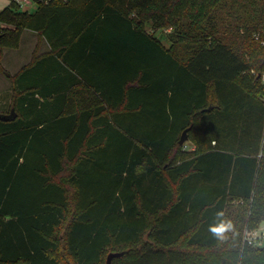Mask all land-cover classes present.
I'll return each mask as SVG.
<instances>
[{
	"label": "trees",
	"instance_id": "obj_1",
	"mask_svg": "<svg viewBox=\"0 0 264 264\" xmlns=\"http://www.w3.org/2000/svg\"><path fill=\"white\" fill-rule=\"evenodd\" d=\"M8 1L0 264H264V0Z\"/></svg>",
	"mask_w": 264,
	"mask_h": 264
},
{
	"label": "rangeland",
	"instance_id": "obj_2",
	"mask_svg": "<svg viewBox=\"0 0 264 264\" xmlns=\"http://www.w3.org/2000/svg\"><path fill=\"white\" fill-rule=\"evenodd\" d=\"M8 5L9 3L6 0H0V10H3V7L5 8ZM36 9V5H28L26 7H23L21 10L27 11L28 13H34ZM1 27H6L8 29L14 30L13 28L7 27L6 25H2ZM157 36L162 39L165 46L168 47L170 45L169 42L165 39L164 34H162L161 32H157ZM41 48L42 42L36 35L23 31L18 40V48H2L1 64H5V66H8L12 73H14L18 71L19 68H21L23 65L28 64L31 61L33 53L35 52L36 54H38ZM3 56L5 57V59H3ZM3 60H5L4 63H2ZM5 99H7L8 101L5 104H0V111H7V107L9 109L10 95L6 96ZM192 149H194L193 144H191L190 142H186V150L191 151Z\"/></svg>",
	"mask_w": 264,
	"mask_h": 264
},
{
	"label": "built area",
	"instance_id": "obj_3",
	"mask_svg": "<svg viewBox=\"0 0 264 264\" xmlns=\"http://www.w3.org/2000/svg\"><path fill=\"white\" fill-rule=\"evenodd\" d=\"M51 1L53 0H14L20 9L28 5L49 4ZM260 80L264 88V70L260 74ZM259 157L264 159V142ZM242 242L246 247L264 248V221L256 228H246L243 232Z\"/></svg>",
	"mask_w": 264,
	"mask_h": 264
},
{
	"label": "crops",
	"instance_id": "obj_4",
	"mask_svg": "<svg viewBox=\"0 0 264 264\" xmlns=\"http://www.w3.org/2000/svg\"><path fill=\"white\" fill-rule=\"evenodd\" d=\"M8 3H9V1L8 0H6ZM2 9V8H1ZM3 9H4V7H3ZM1 11V10H0ZM25 32H29V33H31V34H34L33 32H30V31H25ZM35 35V34H34ZM48 51V46L46 45V43L45 42H42V48L39 50V52H38V55H41V54H43V53H45V52H47ZM3 53H4V51H3ZM3 59H5V57L3 56ZM5 62V60H3L2 61V63H4ZM2 66H3V68L7 71V72H9L10 74H15L16 72H18L21 68H19V70L18 71H16V72H14V73H12V71L8 68V66H5V64H2ZM10 93H11V90H10V83H9V81L3 76V74L0 72V104H5L8 100L7 99H5V97L6 96H9L10 95Z\"/></svg>",
	"mask_w": 264,
	"mask_h": 264
},
{
	"label": "water",
	"instance_id": "obj_5",
	"mask_svg": "<svg viewBox=\"0 0 264 264\" xmlns=\"http://www.w3.org/2000/svg\"><path fill=\"white\" fill-rule=\"evenodd\" d=\"M0 40H1V35H0ZM259 78H260V76H259ZM187 140H188L187 131H185L183 133V135L181 136V139H180V142H179L180 145H183L184 143H186ZM121 255H122V253H111V254H109L108 257H107L106 264H111L112 263V260L114 258L120 257Z\"/></svg>",
	"mask_w": 264,
	"mask_h": 264
},
{
	"label": "clouds",
	"instance_id": "obj_6",
	"mask_svg": "<svg viewBox=\"0 0 264 264\" xmlns=\"http://www.w3.org/2000/svg\"><path fill=\"white\" fill-rule=\"evenodd\" d=\"M210 230L218 236H222L224 232L228 230V225L225 223H220L210 226Z\"/></svg>",
	"mask_w": 264,
	"mask_h": 264
}]
</instances>
